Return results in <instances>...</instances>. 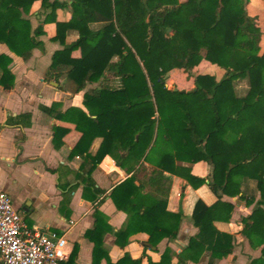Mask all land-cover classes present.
<instances>
[{"label":"trees","instance_id":"16d2710c","mask_svg":"<svg viewBox=\"0 0 264 264\" xmlns=\"http://www.w3.org/2000/svg\"><path fill=\"white\" fill-rule=\"evenodd\" d=\"M71 1L72 19L61 22L57 10L67 3L0 0V43L28 61L35 49L43 47L37 38L44 34V25L54 23L53 41L64 48L53 55L47 80L58 83L66 77L77 93L88 85H100L84 96L89 115L78 108L58 113L59 103L42 108L43 112L73 122L83 135L80 146L102 138L97 162L111 153L109 144L117 140L126 153L115 156L120 167L144 161L158 169L149 182L163 198L155 195L152 204L137 206L141 187L135 186V176L111 193L116 207L130 217L129 224L116 233L120 246L124 248L129 242L128 231L136 218L158 230V216L165 211L170 191L164 172L182 176L198 187L206 180L193 175L191 168L201 162L212 168L209 187L219 202L212 207L197 202L193 220L199 229V241L208 244L213 259L232 253V236L217 231L213 224L228 222L232 217L234 207L222 203V196L247 198L244 187L254 181L261 199L245 219L244 232L252 243L251 237L264 226V54L260 55L264 30L248 14L249 0ZM37 2L50 12L34 29L29 15ZM93 23L104 26L93 31ZM70 30H76L79 37L67 45ZM75 52L80 56L74 57ZM203 60L223 69L224 77L217 81L210 75H198L196 90L191 92L167 88L165 74L174 69L191 73ZM12 63L11 57L0 53V88L5 91L15 87ZM245 79L250 80V92L238 98L235 85ZM22 118L29 121L31 115L23 114ZM67 132L55 128L56 146ZM86 183L94 197L103 193L90 176ZM254 202L252 198L247 204ZM147 230L154 239L155 233ZM120 239L124 241L120 243ZM197 242L191 240L190 247ZM127 260L128 256L118 264ZM139 263L132 260V264ZM161 264H165L164 258Z\"/></svg>","mask_w":264,"mask_h":264},{"label":"crops","instance_id":"0c3cea01","mask_svg":"<svg viewBox=\"0 0 264 264\" xmlns=\"http://www.w3.org/2000/svg\"><path fill=\"white\" fill-rule=\"evenodd\" d=\"M58 1L67 3L68 6L57 10V19L69 22L72 19V1ZM49 12L50 10L42 9L40 2L33 5L29 18L34 29ZM103 26V23H93L90 28L98 31ZM43 30L44 34L37 40L43 43L44 50L34 51L33 56L25 62L0 43V53L13 60L10 69L15 76L13 90L5 91L0 88V192L9 193L12 199L21 203L19 207H15L29 228L66 235L69 257L62 264H118L126 256L128 260L125 264H132V260L140 261L139 264H161L163 258L165 264H264V226L258 234L251 237L252 243L244 233L245 219L252 215L261 199L260 192L254 186L249 190L247 198L239 200L226 195L221 198L222 203L234 207L232 217L228 222H215L213 225L217 231L232 236V253L222 259H213L208 244L204 240L199 241V229L193 220L197 202L202 201L208 207L219 202V198L209 187L212 168L203 162L191 168L193 175L206 180V184L198 187L182 176L164 172L169 178L167 186L170 191L165 211L158 216V230H153L152 223L140 222L136 218L134 227L130 225L128 231L129 242L124 248L120 246L116 233L129 224L130 217L116 207L110 197L111 193L117 186L135 176V186L141 187L137 206L152 204L158 193L149 179L158 169L144 161L138 165L130 162L126 167H120L115 156H125L126 153L121 150V144L117 140H113L112 144L108 143L111 153L97 162L95 157L103 145L102 138L80 146L83 135L73 122L51 117L43 112L42 108L59 103L61 107H58V113L78 108L89 115L84 105V96L87 90L100 85H88L85 90L77 93L75 86L74 91L67 89L66 77L60 78L58 83L48 81L46 75L53 55L64 47L60 42L53 41L56 36L54 23L44 25ZM78 37L76 30L68 31L66 44H72ZM79 56V52L74 53V57ZM44 61V70L39 69V64ZM18 62L25 67L21 73L22 77L24 74L27 78L25 84L19 82V74L15 70ZM175 72L185 75L182 69L168 72L163 76L167 86L175 85ZM187 84L193 86V81L188 80ZM23 114L31 115L29 121L23 122ZM57 127L68 130L58 146L54 141ZM177 165L183 166V163L177 162ZM89 176L95 187L103 191L101 195L94 197L93 190L87 187L86 179ZM247 187L245 185L244 192ZM158 197L163 198L160 195ZM248 198L251 201L255 198V202L248 205ZM172 215L180 216L174 218ZM147 229L155 233L154 239L151 240ZM174 232L176 234L173 237L167 235ZM161 235L166 236L157 238ZM193 239L200 243H193L190 247ZM122 241L124 239H120V243Z\"/></svg>","mask_w":264,"mask_h":264},{"label":"built area","instance_id":"2783aa9c","mask_svg":"<svg viewBox=\"0 0 264 264\" xmlns=\"http://www.w3.org/2000/svg\"><path fill=\"white\" fill-rule=\"evenodd\" d=\"M67 245L66 235L29 228L11 195L0 192V264H62Z\"/></svg>","mask_w":264,"mask_h":264},{"label":"rangeland","instance_id":"374dc122","mask_svg":"<svg viewBox=\"0 0 264 264\" xmlns=\"http://www.w3.org/2000/svg\"><path fill=\"white\" fill-rule=\"evenodd\" d=\"M246 9L248 11V14L251 17L257 19L258 25L261 27L262 30H264V1H262V0H255V1L254 0H249L248 4L246 6ZM36 50H40L42 52L44 49H43V47H41L39 49H35L34 51H36ZM203 54H204V52H203ZM262 54H264V36L262 37V40H261V43H260V55H262ZM23 65H22L21 62H18L15 65V70H16V73L19 74V79H20L19 82L25 84V83H27V78L24 77V74H23V77H22V74H21L22 73V68H23V71L25 70V67ZM45 66H46V61H44L43 63L39 64L38 68L44 70ZM197 67H200L199 71L195 72V69ZM197 67L191 73H188L184 69H182V70H184L185 75L183 73H180V72H175L174 75H173V77L176 80L175 83H174L175 85H172V84L168 85L169 87H171L173 89V90H170V91H174V90H176V91H184V92L195 91L196 90V88H195V78L198 75H210V76L215 77L217 81H220L225 75V71L223 69L219 68L216 65L211 64L207 60H203ZM44 77H45V75L43 74L42 78H44ZM188 80H190V81L192 80L193 81V86H191V84H189L190 86H187L188 85L187 84ZM66 81H67L66 82L67 89H71V90L74 91L73 83L70 82L69 80H66ZM165 84L167 86L166 82H165ZM183 84H186V85H183ZM178 85H181V86H178ZM181 87H183V88H181ZM250 88H251L250 80L249 79H245V80L241 81L239 84L235 85V95L238 98H244V97H246L249 94ZM185 89H189V90H185ZM248 185L249 186L246 188L245 193H247V195L249 196L248 192H249L250 189L253 188V186L255 187V182L251 181L250 184L248 183ZM13 203H14V206H16V207H19L20 204H21L19 201H15L14 199H13Z\"/></svg>","mask_w":264,"mask_h":264},{"label":"water","instance_id":"95a60500","mask_svg":"<svg viewBox=\"0 0 264 264\" xmlns=\"http://www.w3.org/2000/svg\"><path fill=\"white\" fill-rule=\"evenodd\" d=\"M167 87H168L169 90H173L171 87H169V86H167ZM174 91H176V90H174Z\"/></svg>","mask_w":264,"mask_h":264}]
</instances>
